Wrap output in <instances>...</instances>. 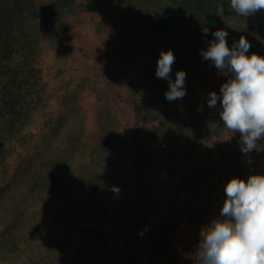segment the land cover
Here are the masks:
<instances>
[{
    "label": "rangeland",
    "instance_id": "374dc122",
    "mask_svg": "<svg viewBox=\"0 0 264 264\" xmlns=\"http://www.w3.org/2000/svg\"><path fill=\"white\" fill-rule=\"evenodd\" d=\"M147 1L151 29L135 44L121 41L119 17L89 0L59 3L68 26L55 41L39 39L33 66L42 102L29 130L34 145L59 144L67 135L61 126L76 121L88 149L62 166L59 180L68 187L47 207H31L30 225L18 231L24 236L0 246V264H196L224 185L264 174V140L245 154L240 134L223 126L219 101L208 107V94L219 95L227 77L203 59L191 28L175 29L176 0ZM252 35L245 38L264 41ZM169 49L170 78L186 73V95L174 102L165 98L168 81L155 75L160 52ZM208 197L195 225L189 217Z\"/></svg>",
    "mask_w": 264,
    "mask_h": 264
},
{
    "label": "trees",
    "instance_id": "16d2710c",
    "mask_svg": "<svg viewBox=\"0 0 264 264\" xmlns=\"http://www.w3.org/2000/svg\"><path fill=\"white\" fill-rule=\"evenodd\" d=\"M89 1L91 7L119 17V37L123 42L138 43L151 29L152 9L147 0ZM59 3L61 0L50 3L48 0H0V246L6 247L7 240L14 242L17 236H24L18 231L30 225L27 214L31 207L40 203L47 207L55 192L68 187V182L59 180L62 166H68L88 149L87 132L83 124L76 121H66L65 126H61L67 135L59 144L34 145V134L29 130L42 102V77L33 66L39 39L55 41L58 30L68 26L62 21L66 13H60L64 7ZM229 4L230 0H176L173 18L180 24L175 29L191 28L195 43L205 50L214 39L211 33L218 29L228 32L229 48L247 33L253 37L264 34V11L240 17ZM220 5L224 6V13L218 16ZM236 20L238 24L234 23ZM246 21L251 23L247 30L241 24ZM203 28L208 29V35L203 34ZM161 31L167 35L166 30ZM246 39L251 43L248 55L264 56L263 40H252L248 36ZM106 145L100 144V148ZM209 203L210 200L189 220L198 225L196 217Z\"/></svg>",
    "mask_w": 264,
    "mask_h": 264
},
{
    "label": "clouds",
    "instance_id": "9594fccd",
    "mask_svg": "<svg viewBox=\"0 0 264 264\" xmlns=\"http://www.w3.org/2000/svg\"><path fill=\"white\" fill-rule=\"evenodd\" d=\"M229 6L238 16L248 17L264 11V0H230ZM223 13L220 5L216 14ZM202 32L208 35L207 28ZM211 35L214 39L200 54L227 81L221 84L219 95L208 94V107L215 108L219 101L223 126L232 135L240 134L241 151L247 154L264 140V56L248 55L251 45L244 36L229 48L227 31L218 29ZM174 63L170 49L160 52L155 75L168 81L165 98L169 102L186 95V73L178 70L175 80L170 78ZM113 191L119 193L118 188ZM224 193L219 217L201 231L196 264H264V174L250 175L246 181L232 177L224 185Z\"/></svg>",
    "mask_w": 264,
    "mask_h": 264
}]
</instances>
